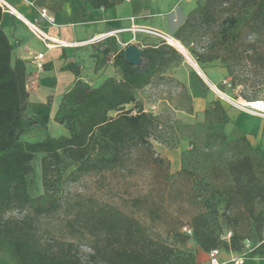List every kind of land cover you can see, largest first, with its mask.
I'll return each instance as SVG.
<instances>
[{"label": "trees", "instance_id": "1", "mask_svg": "<svg viewBox=\"0 0 264 264\" xmlns=\"http://www.w3.org/2000/svg\"><path fill=\"white\" fill-rule=\"evenodd\" d=\"M84 1L93 9H113L126 0ZM243 11L248 14L244 20ZM3 16L0 7V264H198L197 255L179 256L173 246L151 238L139 219L114 205L87 198L72 206L58 197L62 183H75L85 175L127 170L143 163L157 169L158 174L164 169L169 175L170 161L156 154L151 140L167 144L165 130L181 132L193 127L180 121L174 123L175 128L168 127L160 117L146 112L136 95L158 80L169 81L182 88L183 98L192 101L186 87L166 75L170 68L184 61L183 55L159 40L143 46L147 64L137 67L125 60L124 49L118 48L116 39L108 38L102 56L92 55L96 59L95 72L112 60L119 79L107 78L93 88L80 79L79 66L66 64L63 69L72 71L75 79L62 95L54 121L63 125L69 136H47L34 143L22 141V136L34 126L46 125L35 118L29 107L26 63L13 59L14 47L1 26ZM245 30L246 35L264 37V0H203L172 37L185 46L201 44V39L211 36L212 41L201 47L203 52L192 49V55L199 64L220 61L232 75L244 53L253 51L256 59L264 60V53L253 50L255 42L245 45ZM198 80L205 86L199 77ZM127 106L132 108L126 110ZM113 112L117 113L115 117L110 116ZM204 118L202 127L207 131L231 122L227 107L219 99L208 104ZM239 135L235 143L243 149L220 165L221 176L215 179L217 192L225 204L224 215L236 232L233 229H224L222 234L216 232L212 222L218 216L216 207L212 214L192 215L189 224L181 226L179 235L184 240L193 239L204 254L213 249L237 254L245 240L257 243L264 234V212L257 208L258 203H264V176L258 174L254 154L264 151L253 149L246 135ZM217 137L226 140L222 132H217ZM38 156H42L40 168L45 191L33 198L30 189ZM178 176H186L188 180L193 173L183 164ZM29 206L31 212L22 218L4 216L13 208L23 210ZM131 207L143 212L152 223L163 220L160 207L148 194L132 199ZM60 212L65 214L68 235L74 241H85L91 249L87 260L81 258L73 241L46 244L42 240L40 218ZM241 222L255 231L256 238L250 237L249 230L248 235L238 232ZM184 226L192 230V236L182 232ZM229 231L231 239L223 240ZM254 255L264 257V248Z\"/></svg>", "mask_w": 264, "mask_h": 264}, {"label": "rangeland", "instance_id": "2", "mask_svg": "<svg viewBox=\"0 0 264 264\" xmlns=\"http://www.w3.org/2000/svg\"><path fill=\"white\" fill-rule=\"evenodd\" d=\"M202 1L136 0L132 6L136 13H143L139 14L140 24L159 30L164 35L172 36L174 31L185 21L187 15ZM243 12L244 20L248 18V14L246 11ZM244 22L242 24L247 26ZM6 33L10 36L8 30ZM249 34L245 36V45L255 42L253 50L257 49L258 53H264V37ZM159 40L161 39L153 36L145 38L139 36L137 44L144 46ZM211 41V36H208L201 39V44L187 43L183 46L181 43L186 51V54L182 52L184 61L166 72L168 78L176 79L186 87L192 101L183 98L182 88L169 81L158 80L153 86L137 93V100L142 104L144 110L160 117L163 122L168 123V127L175 128L176 121L193 127V129H183L181 132L178 129L174 132L170 129L165 130L167 144L151 140L156 154L170 161L169 175L164 169L162 174H158L157 169L143 163L127 170L116 169L102 174L85 175L75 183H62L58 192L61 201L69 202L72 206L77 201L95 198L100 203L114 205L124 212L132 214L142 222L151 238L173 246L181 257L197 255L198 264H209L208 258L200 252L193 239L184 240L179 235L181 226L189 224L192 215L196 213L212 214L213 207H216L218 216L214 217L212 221L216 232L222 234L224 229H233V232H236L224 215L225 204L217 192L218 184L215 179L221 176L218 173L220 165L238 155L243 149V146L237 147L235 142L240 135L230 125L216 127L211 131L204 129L202 127L205 122L204 110L214 99H219L225 107L236 106L231 101L237 104L240 100L246 102L264 101V60L256 59V54L252 53L253 51L244 53L232 75L228 74L225 65L220 61L208 64L197 63L191 50L203 52L201 47ZM75 50L77 61L82 65V76L90 80L98 79L94 88L99 87L105 78L94 77L98 72H95V68L89 62L87 47ZM195 65L200 68L203 77L198 73ZM193 72H197L205 86L200 83L198 76L193 78ZM131 108L126 107V110ZM35 109V118L42 121L46 127L34 126L29 133L22 136V141L34 143L47 136L54 138L69 136L68 130L54 121L51 109H46L45 105L40 103L36 105ZM116 115V112L110 114L112 117ZM217 132H222L226 136V140L222 141L217 137ZM254 154L257 156L258 174L263 177L264 152L257 151ZM41 157L38 156L34 162L36 175L30 189L33 198L43 195L45 191L40 168ZM183 164L193 173V176H190L188 180L185 178L186 176H178ZM176 166H178L177 169ZM146 194L153 198L160 207L163 216L161 222L152 223L143 212L132 209V199ZM257 208L264 212V203H258ZM30 212V206L23 210L13 208L4 216L5 218H22ZM231 214L233 215L232 212ZM248 230L250 237L256 238L255 231L250 229L246 222H241L238 225V232L241 235H248ZM174 231L178 234L176 235ZM39 233L46 244H52L53 241L75 242L79 255L84 260H87L92 253L85 241H74L68 235L65 227V214L62 212L42 216L39 221ZM230 257L227 251L221 250L219 261L228 260Z\"/></svg>", "mask_w": 264, "mask_h": 264}, {"label": "crops", "instance_id": "3", "mask_svg": "<svg viewBox=\"0 0 264 264\" xmlns=\"http://www.w3.org/2000/svg\"><path fill=\"white\" fill-rule=\"evenodd\" d=\"M17 14L4 13L2 28L10 33L7 35L14 47L13 59L25 61L28 79L34 84L27 89L29 92V107L35 113L37 104L51 109L54 119L62 95L72 86L75 76L72 71L64 70L66 64L73 63L80 67V79L94 88L97 80L86 79L82 76V65L78 63L76 50L87 47V57L95 68L96 59L92 55L100 54L107 46V39L114 37L119 49H125L130 44H137V38L148 35L144 32L132 30L133 27L152 29L139 23V14L133 10V1L126 0L113 9H93L84 0H7ZM130 7V8H126ZM46 8L54 16L56 26L52 27L39 18L38 11ZM26 22L39 26L48 36L58 40L75 44L69 48L47 49L42 42L29 30ZM159 31V30H157ZM161 32V31H160ZM173 33V32H172ZM143 48V46H141ZM42 53L43 70L39 71L32 63L34 55ZM102 56V55H101ZM193 78L200 77L197 72ZM117 78L119 74L113 66L112 60L106 63L94 77ZM139 90L137 93L147 89ZM137 96V95H136ZM51 99H50V98ZM233 102V101H231ZM236 103V102H235ZM237 104V103H236ZM132 107V106H127ZM230 126L237 132L245 134L250 145L255 150L264 151V118L241 110L237 106L227 107ZM178 166H176V169ZM208 258L207 254H205ZM263 256H253L244 264H264ZM227 262L226 259L220 261Z\"/></svg>", "mask_w": 264, "mask_h": 264}, {"label": "built area", "instance_id": "4", "mask_svg": "<svg viewBox=\"0 0 264 264\" xmlns=\"http://www.w3.org/2000/svg\"><path fill=\"white\" fill-rule=\"evenodd\" d=\"M0 7H1L3 13L13 12L14 14H17L15 12V10L13 9V7L8 3L7 0H0ZM38 14H39V18L42 21L46 22V24H48L49 26H52V27L56 26L55 18L49 12L48 9L41 8L38 11ZM26 24H27L29 30L40 40V42H42L44 44V46L47 49L51 50L54 48H69V47H74V45H75V44L67 43V42H64V41H61V40H58L56 38H52V37L48 36L43 30H41L39 28L38 25H36L34 23L26 22ZM131 29L136 30V31H140V32H144L148 35H151L153 37H157V38L167 42L163 32H160L157 30H152V29H147V28H139V27H133ZM44 58H45V55L42 53L36 54L32 58L33 65L39 71L43 70ZM34 82H35L34 80L28 79L27 80V88L30 85H33ZM231 103L236 105L241 110L250 112L252 114H255V115H258V116L264 118V101L257 102V106H255V107H253V106H245L244 107V106H240V105L236 104L235 102H231ZM182 232L187 234L188 236H192V230L188 226H184L182 228ZM231 237H232V232L229 231L224 235L223 240L229 241L231 239ZM259 248H264V234H263L262 240L257 242V243H254L253 241L248 240V239L245 240L243 243L242 251L240 253H237V254L229 253L231 257L225 263H221L219 261V257L221 255V249L211 250L207 254L208 263L209 264H244L249 258L256 256V255H254V253Z\"/></svg>", "mask_w": 264, "mask_h": 264}, {"label": "water", "instance_id": "5", "mask_svg": "<svg viewBox=\"0 0 264 264\" xmlns=\"http://www.w3.org/2000/svg\"><path fill=\"white\" fill-rule=\"evenodd\" d=\"M124 56L125 60L133 66L139 67L147 64V60L143 57V48L138 44L126 46L124 49Z\"/></svg>", "mask_w": 264, "mask_h": 264}, {"label": "bare ground", "instance_id": "6", "mask_svg": "<svg viewBox=\"0 0 264 264\" xmlns=\"http://www.w3.org/2000/svg\"><path fill=\"white\" fill-rule=\"evenodd\" d=\"M165 38H166L167 42L171 46H173L176 50H178L181 54H183V53L186 54L185 48L182 46L181 42H179L176 39H174L171 35H165ZM195 67H196L198 73L203 77L204 75H203L202 71L200 70V68L197 65H195ZM226 99L229 100L227 97H226ZM238 105L244 106V107L245 106H253V107H255V106H257V102H246L244 100H240L238 102Z\"/></svg>", "mask_w": 264, "mask_h": 264}]
</instances>
